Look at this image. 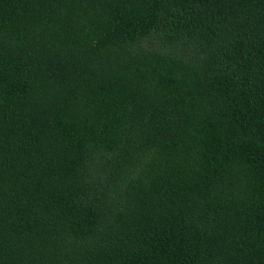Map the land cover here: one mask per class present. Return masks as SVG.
<instances>
[{"label":"trees","instance_id":"obj_1","mask_svg":"<svg viewBox=\"0 0 264 264\" xmlns=\"http://www.w3.org/2000/svg\"><path fill=\"white\" fill-rule=\"evenodd\" d=\"M0 264H264V0H0Z\"/></svg>","mask_w":264,"mask_h":264}]
</instances>
